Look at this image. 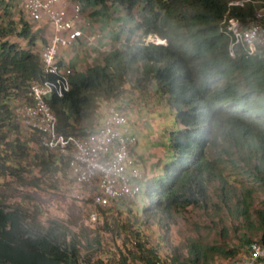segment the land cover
Returning a JSON list of instances; mask_svg holds the SVG:
<instances>
[{
    "label": "trees",
    "instance_id": "1",
    "mask_svg": "<svg viewBox=\"0 0 264 264\" xmlns=\"http://www.w3.org/2000/svg\"><path fill=\"white\" fill-rule=\"evenodd\" d=\"M128 15L139 5L138 19L127 30L119 48L101 60L75 69L70 88L61 97L47 101L62 134L86 135L81 125L91 120L96 104L119 101L125 91L137 89L146 80L161 99L175 111L176 129L170 131L172 157L159 175L147 178L138 217L156 223L167 233L179 220L199 212L193 223L217 218L222 235L229 217L239 226L238 239L264 244V199L253 208L257 194L264 196V58L228 54V38L222 30L224 18L245 23L256 4L229 5L233 0H112ZM262 1L264 0H255ZM17 0H0V178L11 175L23 185L39 187V176L26 182L28 163L40 177L53 180L68 173L69 156L57 157L38 142L37 134L21 137L12 103L30 100L31 83L51 78L34 52L37 36L27 22L14 20ZM22 37L27 47L11 41ZM137 34V39L133 35ZM149 34L165 44L146 42ZM144 85V84H143ZM12 139L8 140V136ZM36 137L35 153L28 148ZM29 137V138H28ZM15 160V163L10 161ZM10 163V164H9ZM10 185L0 183V264H107L88 253L100 244L98 234L76 233L65 222H41L39 209L11 202ZM136 198V197H135ZM124 200H115L119 202ZM112 202V203H113ZM111 203V204H112ZM110 204V205H111ZM110 205L108 207H110ZM107 207V208H108ZM104 214V230L122 229L128 235L139 232L120 222V216ZM122 209L117 211L122 213ZM189 221V219H186ZM140 260H161L155 248L135 241ZM225 243L203 246L191 239L188 256L177 264H213L209 252L235 257L237 249ZM85 250L86 252H82ZM151 255V256H150ZM126 264L125 260L121 261ZM152 263V264H153Z\"/></svg>",
    "mask_w": 264,
    "mask_h": 264
},
{
    "label": "rangeland",
    "instance_id": "2",
    "mask_svg": "<svg viewBox=\"0 0 264 264\" xmlns=\"http://www.w3.org/2000/svg\"><path fill=\"white\" fill-rule=\"evenodd\" d=\"M19 3V2H18ZM88 16L94 22L98 20H110L115 22L117 28H121L123 33L120 35L119 32L115 34L114 39L112 36L107 35L106 43L98 51L101 56L105 54L106 51L119 48L121 43L127 34V30L133 24V21L138 19V9L137 5L131 12L130 15L125 11V9L114 4L112 0H95L93 6H89ZM14 14V20H19L18 17H22V20L26 22L20 6L17 4L12 9ZM85 19V18H84ZM109 31V30H108ZM32 32V31H31ZM37 36V39L32 45L34 52L38 53L41 51L43 46L46 45L48 38L51 35V29L47 31H40L38 33L32 32ZM105 33L104 35H106ZM91 35V34H90ZM94 37V35H91ZM11 41H17L21 47L25 48L28 46L26 41L15 34L8 37ZM133 39H137V34H134ZM154 40L160 39L159 37H154ZM97 43L98 40L94 37L93 45ZM86 57L89 56L87 52ZM99 56V55H98ZM90 59V58H89ZM89 61V60H88ZM91 62V61H90ZM90 64H93L91 62ZM88 63H80L76 65V68H83ZM73 70L75 68L73 67ZM144 82L141 87L137 89H132V91H125L121 100L124 104L121 105L123 111L126 112L128 117V124L136 137L137 143L135 147V153H133L136 165L143 166L146 162V152L150 147L157 144L155 141L158 140L161 144V149L163 156L160 162H156L152 171L155 173H160L162 170V165L164 162L171 159V155L167 156V146L170 140V131L177 128L175 121V111L166 102V99H161L154 85L150 82ZM19 101V100H16ZM15 102V101H14ZM12 103V106L14 104ZM119 101H102L99 100L95 107V112L91 115V120L85 122L81 125L85 131L90 130L94 125L102 122L105 115V108L107 105L114 104L119 105ZM21 137H27L20 133ZM29 138V137H28ZM29 152L34 154L36 147L37 138L30 137ZM12 139V135L8 136V140ZM155 140V141H154ZM171 148V147H170ZM172 150V149H171ZM172 152V151H171ZM10 163H15L13 159ZM9 163V164H10ZM23 166L26 165V170L23 172V178L26 182L31 181L33 176H39L40 184L39 187L34 188L30 185H23L19 180L13 178L11 175H5L4 179L0 178V183L2 180L8 182L10 185L9 194L11 202H20L25 204L31 209L38 207L39 215L38 218L41 222H46L48 219H58L65 222L73 231L76 233H82L88 235L89 237L99 235L100 244H93V248L88 250L87 254H90L93 258H102L107 264H123L121 261L126 262V264H152V261L140 260L136 256L140 254L138 246H136V238L145 244L147 248H155L161 260L154 261L153 264H177L170 257L171 254L176 255L180 260H185L188 256V243L191 239L200 242L203 246L212 244H222L225 246H234L235 244L241 243L238 239L239 226L236 222H233L231 218L226 217L225 226L227 231L224 235L222 234V224L217 218L213 219L217 222V225H213L208 219L203 221L204 216L200 218V224L197 225L194 222L201 215L199 212H192L187 215L186 220H179L176 224L172 225L167 233L161 230L156 223L144 221L138 217L139 207L143 203L144 194V184H140V191L136 195V198L130 200H124L119 202H113L110 207L103 208L106 209L108 217H113V215L120 216V222H122L126 227H131L132 230L138 231L137 236L128 235L121 228L112 230H104L103 218L104 214L101 209H98L99 219L97 222H90L89 213L92 209L90 198L80 199L71 193L72 178L66 172V174H58L53 180L46 177H40L37 169H32V167L26 163L21 162ZM264 199L263 194H257L254 200L253 208H257L260 205V201ZM122 209V213L119 214L117 211ZM82 252H86L83 250ZM151 256V255H150ZM209 257L211 263L213 264H227L233 256L222 255L214 252V250L209 252Z\"/></svg>",
    "mask_w": 264,
    "mask_h": 264
},
{
    "label": "built area",
    "instance_id": "3",
    "mask_svg": "<svg viewBox=\"0 0 264 264\" xmlns=\"http://www.w3.org/2000/svg\"><path fill=\"white\" fill-rule=\"evenodd\" d=\"M249 2L256 6L245 23L237 18L222 21L228 54L264 58V2L233 0L229 5L244 6ZM17 3L32 32L38 33L43 26L51 29L46 45L39 52L42 69L51 78L31 83L27 92L30 100L15 101L13 111L23 135L36 133L40 145L58 156H69L72 194L80 199L91 198L89 220L94 223L98 208L108 206L113 200L132 199L140 190L144 176L131 153L136 137L126 112L114 104L106 106L102 122L86 135L57 131V118L47 100L52 95L61 97L69 90L73 73L60 52L74 47L79 40L92 42L94 37L83 30L90 23L85 24L83 5L76 0H17ZM148 40L164 42L150 37ZM232 247L238 252L227 264H264V244L253 240Z\"/></svg>",
    "mask_w": 264,
    "mask_h": 264
},
{
    "label": "crops",
    "instance_id": "4",
    "mask_svg": "<svg viewBox=\"0 0 264 264\" xmlns=\"http://www.w3.org/2000/svg\"><path fill=\"white\" fill-rule=\"evenodd\" d=\"M82 3L83 5V18H85V24L91 23L92 27H89V25H86L84 27V31L86 34H91L94 35V37L98 40V42L93 45V41L90 42H83L82 40H79L77 44L74 47L70 48H65L62 49L60 52L61 58L70 63L71 66H73L75 69H81L80 67L76 68V65H79L80 63L86 64L91 61L95 62L96 60H99L98 56V50L105 45L106 43V37L107 35L112 36L111 38L115 40L114 36L116 32L121 35L123 33V30L121 28H117L115 26V22L113 21H108V20H98L97 22H94L90 19V17L87 15L88 14V9H90L89 6L94 5L95 0H76ZM50 30L49 27H41L40 31H47ZM109 30V31H108ZM39 31V32H40ZM107 33L106 35H104ZM89 53V56L86 57V53ZM90 58V59H89ZM89 60V61H88ZM133 133V132H132ZM155 141V140H154ZM157 144L154 146L150 147V149L146 152V162L147 164L143 163V166L141 167L140 165H136L138 169L143 173V176L145 180L149 177L152 176H157L160 173H155L152 171V167L156 162H160L163 152L161 149V144L159 143L158 140L155 141ZM167 156H170L172 154V150L170 148V144L167 146ZM132 153H135V147L132 150ZM172 156V155H171ZM134 157V156H133Z\"/></svg>",
    "mask_w": 264,
    "mask_h": 264
},
{
    "label": "clouds",
    "instance_id": "5",
    "mask_svg": "<svg viewBox=\"0 0 264 264\" xmlns=\"http://www.w3.org/2000/svg\"><path fill=\"white\" fill-rule=\"evenodd\" d=\"M90 26L92 27V25H91V23H90ZM152 36H154V37H156V39H157V37L158 36H156V35H152V34H149V35H147L146 37H145V41L146 42H152V43H156V44H165L166 42H165V40L164 39H161L160 38V40H164V42H154V41H150V40H148V38L150 37V38H152ZM152 39H154V38H152ZM123 43V42H122ZM121 43V44H122ZM121 46V45H120ZM70 48V47H69ZM65 49V48H64ZM111 51V50H110ZM109 52V51H108ZM108 52H106V54L108 53ZM106 54H104V55H102L101 56V54H100V52L98 51V55H99V60H101ZM91 62H89V64H90ZM69 65H70V63H69ZM71 66V65H70ZM72 67V70H73V66H71ZM74 71V70H73ZM72 75V74H71ZM71 75H70V77H71ZM58 131V130H57ZM59 132V131H58ZM132 132V131H131ZM75 135V134H74ZM39 142V141H38ZM137 143V142H136ZM40 144V143H39ZM136 145V144H135ZM42 146V145H41ZM133 148H134V146H133ZM133 148H132V150H133ZM132 150H131V153H132ZM52 152V151H51ZM53 154H55L54 152H52ZM132 155H133V153H132ZM55 156H57V157H60V156H58V155H56L55 154ZM134 162H135V160H134ZM136 164V163H135ZM68 174L70 175V173H69V170H68ZM70 177L72 178V176L70 175ZM145 181V178L140 182V183H143ZM72 187H73V178H72V184H71V187H70V189H71V193H72ZM140 191V190H139ZM139 193V192H138ZM136 197V195L133 197V198H135ZM90 198V197H89ZM132 198V199H133ZM86 199H88V198H86ZM117 200H119V199H117ZM121 200V199H120ZM128 200H130V199H128ZM113 201H115V200H113ZM113 201H111L110 203H109V205L113 202ZM90 202H92L91 201V198H90ZM92 205V204H91ZM108 205V206H109ZM108 206H106V207H104V208H107ZM98 209H103V208H98ZM98 219H99V212H98ZM98 219H97V221H98ZM96 221V222H97Z\"/></svg>",
    "mask_w": 264,
    "mask_h": 264
}]
</instances>
